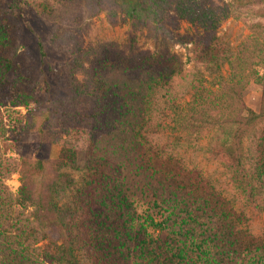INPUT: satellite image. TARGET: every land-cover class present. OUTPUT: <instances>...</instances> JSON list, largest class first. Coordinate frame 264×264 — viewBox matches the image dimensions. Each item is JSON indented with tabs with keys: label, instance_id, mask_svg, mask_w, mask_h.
Listing matches in <instances>:
<instances>
[{
	"label": "rangeland",
	"instance_id": "1",
	"mask_svg": "<svg viewBox=\"0 0 264 264\" xmlns=\"http://www.w3.org/2000/svg\"><path fill=\"white\" fill-rule=\"evenodd\" d=\"M128 1L0 0V30L5 36L0 46V231L11 248L39 261L44 258L45 264H60L58 246L73 236L75 209L85 198L79 192L89 191L91 143L100 120L96 70L121 57L136 62L145 55L164 54L178 64L180 72L169 91L172 107H167L154 140L184 166L197 169L240 215L241 227L256 237L264 234V212L247 201L221 160L210 153L215 134L182 131L177 123L189 101L208 97L218 77L228 74L224 56L243 46L252 31H264V3L247 6L238 1L227 19L206 32L177 18L175 0H167L163 10L136 6L132 14ZM219 1L188 0L202 4L200 13H210ZM255 24L261 27L251 30ZM261 95L253 81L242 93L253 111L259 110ZM34 159L47 163L48 174L34 176L33 182L40 185L46 178L44 182L57 184L58 217L49 225L35 221L34 207L18 195L21 177L29 174L25 162ZM118 180L137 220L147 226L156 252L152 264H190L173 255L176 245L170 243L168 229L147 223L149 215L158 224L160 215L140 176L124 164ZM88 201L98 212V203L91 197ZM72 247L77 264H92L89 249H77L75 242ZM7 262L0 245V264Z\"/></svg>",
	"mask_w": 264,
	"mask_h": 264
},
{
	"label": "trees",
	"instance_id": "2",
	"mask_svg": "<svg viewBox=\"0 0 264 264\" xmlns=\"http://www.w3.org/2000/svg\"><path fill=\"white\" fill-rule=\"evenodd\" d=\"M238 1L247 6L255 1L264 3L220 0L217 7L208 9L210 13H200L204 10L202 4L188 0H175L172 7L178 19L195 23L208 32L230 16ZM126 3L132 14L136 6L141 10H163L170 2ZM255 27L261 26L255 24L250 29ZM4 39L0 30V46ZM244 42L235 53L224 56L228 74L218 77L208 97L198 103L189 101L187 110L179 113L177 123L182 131L210 130L215 134L216 140L210 146L212 157L221 160L247 201L264 212V72H259L264 70V31H252ZM179 72L178 64L164 54L145 55L136 62L121 57L104 62L96 70L100 122L91 143L89 165L93 174L86 181L89 191L79 192V197L85 198L75 209V232L58 246L60 264H77L73 242L77 249L92 252L88 255L92 264L153 263L156 252L147 226L137 220L118 180L124 164L140 176L151 192L160 222L156 224L155 218L148 215L147 223L168 229L170 243L176 245L174 256L187 259L190 264H262L264 234L256 237L241 227L240 215L220 192L197 169L184 166L166 151L164 144L154 140L167 107H172L169 91ZM249 81L261 87L258 111L251 110L243 101L242 93ZM26 163L29 174L21 177L18 195L34 207L35 221L49 225L58 217L54 203L57 184L54 180L48 184L45 178L36 185L34 176H47L48 165L40 159ZM89 197L98 203V212L90 205ZM2 235L5 234L0 231L4 240L1 251L4 257L7 255L8 264H45L44 258L39 261L11 248Z\"/></svg>",
	"mask_w": 264,
	"mask_h": 264
}]
</instances>
